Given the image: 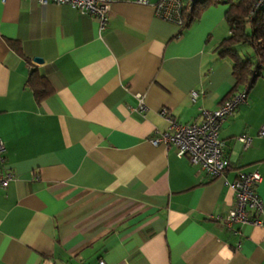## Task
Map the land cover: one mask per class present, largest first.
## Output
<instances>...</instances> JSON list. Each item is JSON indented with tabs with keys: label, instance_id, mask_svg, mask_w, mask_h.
Listing matches in <instances>:
<instances>
[{
	"label": "crops",
	"instance_id": "obj_1",
	"mask_svg": "<svg viewBox=\"0 0 264 264\" xmlns=\"http://www.w3.org/2000/svg\"><path fill=\"white\" fill-rule=\"evenodd\" d=\"M156 1L112 0L99 33L69 5L0 0V176L11 175L0 264H264V77L221 124L222 176L151 144L169 118L199 123L244 87L217 51L227 4L180 32ZM27 60L53 89L43 100L26 85ZM254 170L263 209L247 216L258 223L229 229L216 219L234 204L225 181Z\"/></svg>",
	"mask_w": 264,
	"mask_h": 264
},
{
	"label": "built area",
	"instance_id": "obj_2",
	"mask_svg": "<svg viewBox=\"0 0 264 264\" xmlns=\"http://www.w3.org/2000/svg\"><path fill=\"white\" fill-rule=\"evenodd\" d=\"M4 1V0H3ZM196 0H157L154 6L155 16L165 22L175 25L181 29L184 27L187 16L191 13ZM39 4L48 3L66 4L81 15L94 17L98 22V30L101 33L106 29L110 18V5L112 0H38ZM138 3L147 4L148 0H137ZM264 5V0H254V15ZM247 85L231 97L225 99L216 109H201V120L199 123L180 124L169 118L168 128L150 139L151 144L157 146L164 144L166 148L175 147L179 157L186 156L189 162L196 166L207 176L214 178L224 174L225 158L227 157V144L219 136L221 124L231 116L235 109L245 103ZM191 96L196 98V93ZM165 110L161 114H165ZM259 135L264 136V125L259 130ZM241 142L243 149L249 148L251 137L249 135L236 138ZM4 150V144L0 140V153ZM11 175H1L0 183L5 187ZM261 181L258 170L240 172L232 182L226 184L234 192V204L226 214L217 216L218 221L231 229L234 225H245L258 223V220H250L247 211L255 209L261 212L263 202L257 192V184ZM236 232V230H235ZM238 233V232H237ZM98 264H107L100 259Z\"/></svg>",
	"mask_w": 264,
	"mask_h": 264
},
{
	"label": "trees",
	"instance_id": "obj_3",
	"mask_svg": "<svg viewBox=\"0 0 264 264\" xmlns=\"http://www.w3.org/2000/svg\"><path fill=\"white\" fill-rule=\"evenodd\" d=\"M253 3L254 0H196L184 27L179 29L181 32L189 27L211 6L228 5L224 19L229 27V36L219 43L217 51L220 57L231 61L235 90L247 85L248 91L258 78L264 77V5L252 15ZM11 45L21 54L20 44L13 42ZM239 46H244V51L251 49V53L243 52L241 55ZM27 63L26 85L32 89L37 101L43 100L53 93V89L48 80L32 67L31 61L27 60Z\"/></svg>",
	"mask_w": 264,
	"mask_h": 264
},
{
	"label": "rangeland",
	"instance_id": "obj_4",
	"mask_svg": "<svg viewBox=\"0 0 264 264\" xmlns=\"http://www.w3.org/2000/svg\"><path fill=\"white\" fill-rule=\"evenodd\" d=\"M240 47H241V55L243 54V52L245 53V51H244V46H239V48H238V50L240 51ZM249 52H250V49L249 48H246Z\"/></svg>",
	"mask_w": 264,
	"mask_h": 264
},
{
	"label": "water",
	"instance_id": "obj_5",
	"mask_svg": "<svg viewBox=\"0 0 264 264\" xmlns=\"http://www.w3.org/2000/svg\"><path fill=\"white\" fill-rule=\"evenodd\" d=\"M34 61L39 63V62H41V58L35 57Z\"/></svg>",
	"mask_w": 264,
	"mask_h": 264
}]
</instances>
